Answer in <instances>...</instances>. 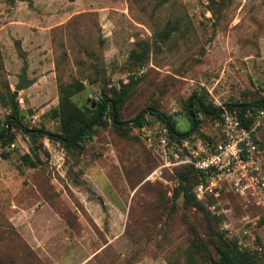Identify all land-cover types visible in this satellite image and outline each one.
<instances>
[{
	"label": "rangeland",
	"instance_id": "obj_1",
	"mask_svg": "<svg viewBox=\"0 0 264 264\" xmlns=\"http://www.w3.org/2000/svg\"><path fill=\"white\" fill-rule=\"evenodd\" d=\"M24 72L33 84L17 100L30 131L13 127L14 141L0 140V264L220 259L205 213L177 195L187 163L164 167V126L147 110L188 132L187 101L197 91L220 113L264 100V0H0V133ZM76 84L84 86L71 97L76 107L119 99L128 126L115 125L108 106L103 125L74 149L48 136L62 133L61 86ZM142 113L151 123L139 128ZM199 118V133L217 138V120ZM251 128L264 168V116ZM168 155L176 162L185 152ZM189 178L196 195L209 185ZM217 186L198 198L213 225L264 257V209L227 182Z\"/></svg>",
	"mask_w": 264,
	"mask_h": 264
},
{
	"label": "trees",
	"instance_id": "obj_2",
	"mask_svg": "<svg viewBox=\"0 0 264 264\" xmlns=\"http://www.w3.org/2000/svg\"><path fill=\"white\" fill-rule=\"evenodd\" d=\"M84 88L83 84L61 86V98L59 103V114L62 122V133L47 135L56 139L62 143L68 149H74L83 140L91 139L93 135L94 127H101L104 123V116L107 112L108 106L111 107L112 117L114 124L124 128L128 126V123L121 122L118 117V106L121 101L119 99H109L105 102H100L95 104L94 109H88L83 111L76 107L73 103L71 97L74 93L79 92ZM10 104L12 106L13 112L7 118V128L4 132L0 133V140L3 144H11L15 136L12 134L11 130L16 127L19 130L29 132L30 130L24 126L23 121L26 119L25 116L21 115V109L19 108L18 92H10ZM232 108L238 109L240 117L245 120V126L249 128L251 122L255 121V118L250 114L256 113L257 111L264 109V100H258L255 102L247 103L244 102L239 105L228 104ZM187 110L192 117V127L188 132H180L173 122H171L166 114L160 112L156 109L147 110L150 111L151 115L156 116V118L162 122L163 125L167 126L170 130V138L173 140H182L193 134H198L206 139L215 140L216 136H206L205 134H200L198 127L200 123L199 114L204 117H209L213 120L220 119V107L211 106L207 103L206 99L200 95L197 91L187 101ZM145 113V112H144ZM144 113L137 116L134 120L137 127L142 128L147 124H150L151 118H144ZM218 137V135H217ZM259 146V140H256ZM185 172L180 176V185L177 191V195L184 194L185 202L194 207H198L202 210L209 223V229L212 236L217 239V243L220 246V259L210 260L211 264H264V257L257 252L245 250L242 251L238 249L235 243L226 239L221 232H219L213 225L210 212L207 211L202 202L198 199L197 195L192 192V187L190 186L189 174H194L197 177L202 175L193 165L186 164L183 166ZM183 169V171H184ZM203 176V175H202ZM198 182V181H197Z\"/></svg>",
	"mask_w": 264,
	"mask_h": 264
},
{
	"label": "built area",
	"instance_id": "obj_3",
	"mask_svg": "<svg viewBox=\"0 0 264 264\" xmlns=\"http://www.w3.org/2000/svg\"><path fill=\"white\" fill-rule=\"evenodd\" d=\"M250 114L256 120L260 119L264 116V109ZM216 125L219 133L213 141L193 134L182 140H174L173 143L169 128L163 125L164 128L159 131V145L167 158L164 167L187 163L201 172L209 183L208 187L201 183L197 188V196L201 200L205 193H212L219 182H227L239 196L264 209L263 156L256 143L255 129L246 127L245 120L236 110L225 107ZM170 148L185 152V157L172 162L168 155ZM159 173L160 169L153 172L151 179L159 176Z\"/></svg>",
	"mask_w": 264,
	"mask_h": 264
},
{
	"label": "water",
	"instance_id": "obj_4",
	"mask_svg": "<svg viewBox=\"0 0 264 264\" xmlns=\"http://www.w3.org/2000/svg\"><path fill=\"white\" fill-rule=\"evenodd\" d=\"M32 84H33V82L32 81H29L27 79V73L24 72L20 76V82L15 87V91L20 92V91H22V90H24L26 88H29L30 86H32ZM20 113L23 116H26V114H27V112L25 110H21ZM29 115H32V112L31 111L29 112ZM38 150H39V147L38 146H34L33 148H30V150H29L30 151V154L33 156L34 160H37V158H38V155L36 153ZM30 167H33V168L35 167L34 162H31Z\"/></svg>",
	"mask_w": 264,
	"mask_h": 264
}]
</instances>
